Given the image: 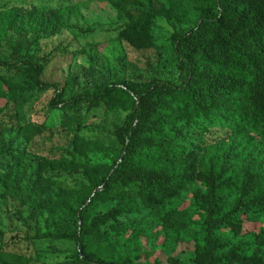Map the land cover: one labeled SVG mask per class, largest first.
Wrapping results in <instances>:
<instances>
[{"label":"trees","instance_id":"16d2710c","mask_svg":"<svg viewBox=\"0 0 264 264\" xmlns=\"http://www.w3.org/2000/svg\"><path fill=\"white\" fill-rule=\"evenodd\" d=\"M96 1L109 4L118 19L125 21L119 30L121 38L136 49L151 47L150 28L159 17L152 0ZM163 1L166 17L175 21L185 15L197 17L194 27L179 29L168 38L179 76L176 82L152 78L148 87L134 97L122 88L125 93L120 98L126 114L113 132L119 152L110 167H91L83 174L90 182L83 186L86 194L95 192L99 201L117 204L91 217L90 200L83 201L75 218L84 256H74L73 260L109 264L108 246L102 243L110 229L141 207L162 205L177 197L185 186L198 184L201 189L193 192L192 207L200 217L202 237L190 263L264 264V227L252 243L240 238L247 222L264 215V171L254 160L243 158L236 163L239 158L235 156L239 148L236 144L242 139L264 152V0ZM9 16L12 27L20 19V12L11 10ZM34 27L38 35H48L52 27L66 28L58 11L49 12L47 19L39 16ZM4 39L0 69L19 74L23 83L17 85L0 78V115L12 101L22 103L34 93L58 89L43 78L50 56L22 59L17 40L12 35ZM4 48L7 56L2 54ZM102 102L100 96L82 94L62 106L52 99L50 107L62 111L83 107L89 113L100 108ZM198 124L197 139L218 128L229 133L230 141L219 154L196 161L187 153L192 138L185 130ZM3 154L0 148V157ZM148 158L163 160L166 165H146ZM189 161L190 172L186 173L181 169ZM98 186H102L100 193L96 191ZM157 221L160 232L174 240L188 226L184 213L176 209L158 215ZM223 231L230 237L220 236ZM32 262L30 254L15 256L0 250V264ZM128 262L126 259L124 264ZM167 263L179 264L174 258Z\"/></svg>","mask_w":264,"mask_h":264},{"label":"rangeland","instance_id":"374dc122","mask_svg":"<svg viewBox=\"0 0 264 264\" xmlns=\"http://www.w3.org/2000/svg\"><path fill=\"white\" fill-rule=\"evenodd\" d=\"M152 3L159 15L150 28L152 45L136 49L119 36L125 21L118 19L109 4L96 0H0V48L4 37L12 35L22 59L50 56L43 78L58 86L34 93L22 103L12 101L0 115V148L4 150L0 157V250L15 256L30 254L32 264H81L73 260L74 256H84L75 214L85 200H90L91 217L117 204L99 201L95 192L86 194L83 186L90 182L83 174L91 167H110L119 152L113 132L126 114L120 98L125 93L122 88L134 97L148 87L152 78L176 82L178 63L168 38L197 23L192 15L180 21L166 17L163 0ZM11 10L20 12V19L12 27ZM56 11L61 13L66 28L52 27L48 35H38L34 20L41 15L47 19L49 12ZM64 50L70 53L64 54ZM6 52L4 48L2 54L7 56ZM0 78L17 85L23 83L22 76L3 69ZM82 94L103 98L101 107L89 113L83 107L76 111L50 107L52 99L62 106ZM198 126L185 130L192 138L187 145L191 159L197 161L226 148L229 133L213 128L203 139H197ZM236 145V163L243 158L254 160L264 171V152L260 148L247 139ZM144 164L166 165L157 158H148ZM190 164L181 170L189 173ZM70 165L80 167L68 169ZM197 189H201L198 184L187 185L177 197L162 205L141 207L110 229L102 243L108 246L107 262L124 264L128 259L126 264H168L167 260L174 258L179 264H191L189 260L202 237L201 220L192 207ZM101 190L98 186L96 191ZM173 209L183 212L188 223L177 240L165 237L157 221L158 215ZM263 227L264 215L247 222L241 240L252 243ZM219 235L230 237L225 231ZM41 236L47 237L39 239Z\"/></svg>","mask_w":264,"mask_h":264}]
</instances>
